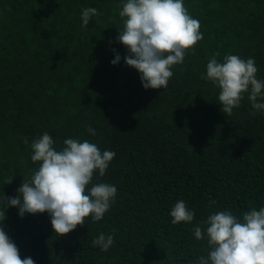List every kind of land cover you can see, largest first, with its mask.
Returning a JSON list of instances; mask_svg holds the SVG:
<instances>
[{"label":"trees","instance_id":"1","mask_svg":"<svg viewBox=\"0 0 264 264\" xmlns=\"http://www.w3.org/2000/svg\"><path fill=\"white\" fill-rule=\"evenodd\" d=\"M124 2L0 0V197H16L38 170L30 145L44 132L57 150L76 138L116 154L105 175L95 173L88 186L117 188L100 221L89 216L84 226L58 236L47 212L21 218L17 207L5 209L2 226L21 259L197 264L209 249L193 230L204 229L212 212L230 210L242 219L264 207V110L252 115L246 93L231 115L222 113L219 88L201 79L219 52L218 62L226 54L253 58L256 78L264 81V0H184L203 39L173 66L166 89L147 90L117 40ZM88 7L100 15L85 26L81 16ZM179 200L194 212L191 223L171 222ZM100 233L114 235L107 251L92 244Z\"/></svg>","mask_w":264,"mask_h":264},{"label":"clouds","instance_id":"2","mask_svg":"<svg viewBox=\"0 0 264 264\" xmlns=\"http://www.w3.org/2000/svg\"><path fill=\"white\" fill-rule=\"evenodd\" d=\"M100 15L94 7L84 8L81 19L87 25L92 16ZM123 27L117 40L127 49L124 57L127 66L140 73L144 89H166L172 78V68L182 64L189 51L203 39L201 23L192 17L184 0H126L119 8ZM219 52L213 53L206 65V75L201 79L211 81L219 88L218 101L222 113L231 115L248 94L251 107L256 112L264 110V81L258 80L253 58L243 59L226 54L218 62ZM119 54L111 61L119 63ZM87 131L95 136L91 127ZM23 142L27 145L28 139ZM64 147L57 150L53 138L44 132L30 145L32 162H40L29 180H23L14 198L0 197L4 204L0 210V264H35L31 257L21 259L17 245L2 226L5 209H19L18 215L42 214L51 217L53 231L64 236L85 225V218L100 221L115 203L117 188L108 183L92 184L93 176L103 177L115 152L99 149L87 139L68 138ZM10 179L7 183L10 184ZM216 204L210 201L209 207ZM173 224L191 223L194 212L185 201L179 200L170 210ZM206 227L194 228V236L207 240L208 256L197 258V264H264V207L252 208L238 218L230 210L214 211L205 221ZM113 234L115 229L112 230ZM100 233L92 244L107 251L114 244V235Z\"/></svg>","mask_w":264,"mask_h":264}]
</instances>
